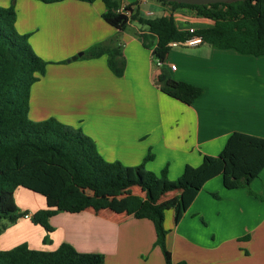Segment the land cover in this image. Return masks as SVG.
<instances>
[{
    "label": "crops",
    "instance_id": "1",
    "mask_svg": "<svg viewBox=\"0 0 264 264\" xmlns=\"http://www.w3.org/2000/svg\"><path fill=\"white\" fill-rule=\"evenodd\" d=\"M132 3L139 13L146 7L140 13L144 17L160 11L200 18L192 8L172 9L158 0H122V5ZM15 11L17 31L28 33L31 48L49 62L44 75L31 85L28 117L41 120L54 115L79 127L106 160L134 166L150 151L153 158L145 168L159 173L166 167L167 179L173 181L186 164L197 166L204 154L217 155L234 131L264 137V54L240 53L200 41L182 43V50L172 46L158 64L152 49L142 42L146 27L136 20L122 30L109 25L101 17L102 2L15 0ZM198 23L178 28L212 24ZM109 37L116 38L124 54L122 76L111 72L105 55L62 62ZM159 66L166 67L175 80L202 87L203 93L190 104L163 93L156 80ZM249 188L254 195L245 187L225 188L216 175L203 184L178 222L168 209L165 242L172 261L264 264V166ZM129 189L98 213L89 209L57 212L48 220L52 227L48 232L21 217L0 233V249L26 242L34 249L54 250L67 242L80 252L103 254L104 264H165L154 244L153 223L124 213V197L139 193L137 187L135 192ZM16 192L21 210L33 213L45 207L37 190L18 187L14 198ZM45 234L50 239L47 243L42 242Z\"/></svg>",
    "mask_w": 264,
    "mask_h": 264
},
{
    "label": "trees",
    "instance_id": "2",
    "mask_svg": "<svg viewBox=\"0 0 264 264\" xmlns=\"http://www.w3.org/2000/svg\"><path fill=\"white\" fill-rule=\"evenodd\" d=\"M100 1L104 5L101 17L109 25L122 30L130 20H136L146 27L143 45L152 49L159 62L170 51L171 42H184L192 36H199L202 42L214 47L255 56L264 54V0L208 4L158 0L172 9L192 8L198 17L212 22L210 26L191 30L179 29L172 12L144 17L132 8L134 3L124 4L121 10L122 0ZM15 19L14 0L8 6L0 5V233L8 223L26 214L32 223L51 231L48 220L57 212L89 209L98 213L109 208L121 191L137 187L139 193L124 197V213L153 223L154 244L160 248L165 264H188L174 263L171 259L165 242L164 211L172 209L174 222H178L203 184L216 175L221 176L225 188L245 187L254 195L249 184L264 166V137L234 131L217 155L204 154L197 166L186 164L173 181L167 179L166 167L159 173L145 168V163L153 158L150 151L134 166L106 160L93 139L79 127L54 117L41 120L28 117L31 85L44 75L49 62L31 48L28 33L17 31ZM102 55L106 56L111 72L122 76L126 60L115 37L91 45L81 58ZM156 80L163 93L187 104L203 93L198 85L173 79L163 66H159ZM18 187L37 190L44 197L45 207L33 213L21 210L14 198ZM212 195L218 197L216 193ZM48 241L45 234L42 242ZM0 264H104V256L80 252L67 242L54 250L34 249L21 242L0 249Z\"/></svg>",
    "mask_w": 264,
    "mask_h": 264
},
{
    "label": "rangeland",
    "instance_id": "3",
    "mask_svg": "<svg viewBox=\"0 0 264 264\" xmlns=\"http://www.w3.org/2000/svg\"><path fill=\"white\" fill-rule=\"evenodd\" d=\"M2 2H4L5 4H7L8 3V5L10 4V2H11V0H2V1H0V5L1 6H3L4 4L2 3ZM95 2H101V1H99V0H96V1H94V3ZM99 4H101V3H99ZM7 5V6H8ZM14 6H15V0H14ZM144 9H146V7L145 6H143L142 7V11L140 12V13H142V14H144V12H143V10ZM161 15H164L163 14V12H158V11H156L155 12V14H148L147 16L148 17H157V16H161ZM172 15H173V18H174V21H175V23H176V25L179 27V26H184V27H186V26H188V25H200L199 23L197 24V22H198V20H206L207 22H210V20H208V19H206V18H190V17H185V16H183V15H179V13H172ZM183 29V28H182ZM188 30V29H187ZM116 43H118V41H116ZM175 50H177V49H180V50H182L184 47H183V45L182 44H178L176 47H173ZM172 47H171V49H173ZM88 49V48H87ZM86 49V50H87ZM170 49V50H171ZM85 51V50H84ZM79 52H83V50L82 51H79ZM77 54V53H76ZM76 54H74V55H76ZM74 55H71L70 56V58L72 57V56H74ZM70 58H66L65 60H63L62 62L63 63H65V62H68V60L70 59ZM78 58V57H77ZM83 58H85V57H83ZM43 113H45V112H43ZM49 117H54V115H50ZM48 118V117H47ZM131 189H129L130 190V192L131 191H133L134 190V192H135V189H133L134 187H130ZM133 189V190H132ZM76 191H79V190H76ZM81 191H83V192H86V190L85 189H83V190H81ZM19 199H20V196H19V193H17L16 192V195H15V201H16V203L18 202L19 203ZM21 202H23V201H21ZM17 203V204H18ZM18 206V205H17ZM166 211H168V209L167 210H165L164 211V214H165V212ZM9 224V223H8ZM7 224V225H8Z\"/></svg>",
    "mask_w": 264,
    "mask_h": 264
},
{
    "label": "water",
    "instance_id": "4",
    "mask_svg": "<svg viewBox=\"0 0 264 264\" xmlns=\"http://www.w3.org/2000/svg\"><path fill=\"white\" fill-rule=\"evenodd\" d=\"M166 1H176L179 3H186V4H208V3H216V2H233L237 0H166ZM83 52H77L76 55L72 56L69 60H74L77 57L81 56Z\"/></svg>",
    "mask_w": 264,
    "mask_h": 264
},
{
    "label": "built area",
    "instance_id": "5",
    "mask_svg": "<svg viewBox=\"0 0 264 264\" xmlns=\"http://www.w3.org/2000/svg\"><path fill=\"white\" fill-rule=\"evenodd\" d=\"M120 9L123 10L124 9V5H122ZM127 13H129V12L127 11ZM200 41H201V39H200L199 36H192V37L186 39L184 42H176L175 41V42H171L170 45L171 46H176V45L182 44V43L188 44V45H192V44L199 43ZM158 64H160L159 61H158ZM170 68L171 69H175V65L174 64H170ZM24 217H28L29 218L28 214H26Z\"/></svg>",
    "mask_w": 264,
    "mask_h": 264
}]
</instances>
